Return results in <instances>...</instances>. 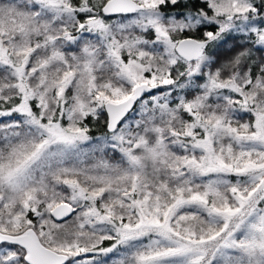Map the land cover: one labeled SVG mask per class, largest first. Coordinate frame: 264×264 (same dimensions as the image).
I'll return each mask as SVG.
<instances>
[{"label":"snow or ice","instance_id":"obj_1","mask_svg":"<svg viewBox=\"0 0 264 264\" xmlns=\"http://www.w3.org/2000/svg\"><path fill=\"white\" fill-rule=\"evenodd\" d=\"M0 264H264V0H0Z\"/></svg>","mask_w":264,"mask_h":264}]
</instances>
